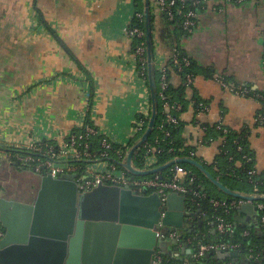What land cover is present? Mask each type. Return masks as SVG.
<instances>
[{"label": "crops", "instance_id": "crops-1", "mask_svg": "<svg viewBox=\"0 0 264 264\" xmlns=\"http://www.w3.org/2000/svg\"><path fill=\"white\" fill-rule=\"evenodd\" d=\"M145 5L143 0H0V138L61 143L81 128L90 89L96 98L94 123L117 145L128 147L138 112L152 101L126 32ZM212 8L207 3L196 31L183 37L161 15H153L154 63L168 66L180 46L197 65L194 92L208 111L198 112L189 101L180 116L185 145L196 149L200 163L212 165L221 147L219 140L198 145L203 127L222 123L249 130L257 172L264 173V126L256 124L263 109L258 96L264 94V0L227 6L223 13ZM219 76L252 94L225 90ZM182 83L178 75L171 80L174 89ZM251 217L254 225L256 216ZM192 225L190 220L189 229ZM176 248L172 255L178 256L182 249Z\"/></svg>", "mask_w": 264, "mask_h": 264}, {"label": "built area", "instance_id": "built-area-1", "mask_svg": "<svg viewBox=\"0 0 264 264\" xmlns=\"http://www.w3.org/2000/svg\"><path fill=\"white\" fill-rule=\"evenodd\" d=\"M146 2V0H143ZM248 0H150V11L152 16L155 14L161 15L167 23L172 24L174 28L184 35H192L199 24L200 13L205 10L206 4L213 3L212 10L216 13H223L227 6H240L245 4ZM136 21V22H135ZM146 23V16L144 11H136L131 25L126 29L127 35L134 43L138 41V45L135 48L134 58L137 66V72L140 79L145 83L146 71L149 70L148 65V51H147V32L141 27ZM170 63H174L177 71V75L182 80V85L186 88L185 98L192 104L197 105L194 85L195 77L186 70L190 66V59L187 57L181 58V54L177 48H174ZM141 65V72L138 71V66ZM181 73H183L181 75ZM161 80V93L160 97L163 101L164 113L166 115V123L178 125L180 118L174 116V112H180L182 105L178 103L171 104L168 97L164 95V91L169 88L171 81L168 80V66L162 67L159 71ZM222 87L238 96L248 97L251 93L249 88L235 85L228 82L223 77L219 76L216 79ZM149 96H151L150 87ZM191 92V93H190ZM189 93V94H188ZM263 102V109L256 115V124L264 126V96H258ZM96 101L95 95L90 89L86 91V116L82 123L81 132L70 134L61 143H53L47 139H31L29 141H6L0 139V168L2 165L16 166L20 170L33 172L40 177L52 176L53 178H61L66 175L74 176V181L78 186L80 192H89L97 188L100 185L117 186L126 188L137 195H144V190L148 189L149 194L157 193L163 205H166L168 195L171 193H177L180 196L186 197V212L189 221L193 223L189 229V234H185L182 230H165L161 229L158 232V237H163L165 241H176L171 247L176 251V247L180 246L182 253L177 255L165 254L162 250H157L153 264H197L203 261L206 257H218L219 253H233L238 252L240 256V250L242 243L239 240L225 242H210L205 243L200 234L195 233L194 229L198 226L195 224V220H208L207 213L198 210L201 207V200L207 198V194L204 190L195 191L193 188L184 184V181L188 176H192L191 184L196 180L194 175L185 170L181 164H175L171 170V176H163L162 170L149 176H135L131 174L125 167L127 157L131 148L119 146L116 144L114 138L108 134H103L93 120L94 103ZM152 101L147 109H140L136 120L133 123L134 136L139 137V140L134 146L141 140L144 133L147 131L151 115H152ZM198 110V109H197ZM208 111V105L204 103L199 104L198 112L205 113ZM218 129H222L224 133L228 130L224 129L222 123L217 124ZM204 132L206 129L203 127ZM220 146H223L224 139H220ZM215 142V141H213ZM211 142L210 145L213 143ZM157 143H145L147 151L142 156L143 168L139 169L135 166V160L139 157L138 149L133 157L132 165L140 172H149L169 164H159L158 155L161 151L157 148ZM200 146H207L204 139L199 141ZM241 150V148H239ZM221 152V147H220ZM190 159L196 158V149H193L189 153ZM141 158V156H140ZM248 162L252 161V158L244 157ZM179 158H174L173 161ZM202 164V163H201ZM257 173L256 167H254L249 175L253 176ZM4 182L0 180V197L3 192ZM245 196L243 199H238L227 203L226 201H219L210 199V204L214 209L223 208L224 215L214 216L213 219L207 222L208 226L212 227L213 232L221 235L236 236L238 233V225L246 226L231 220V213L233 209L238 210L240 207L249 204L257 208L256 211V223L247 227H263L264 228V204L260 202L264 198V194H261L256 187L251 194H242ZM190 196V201H188ZM195 214V215H194ZM189 228V227H188ZM182 231V232H181ZM5 236V229L0 222V240ZM242 238H250V229L241 232ZM175 247V249H174ZM187 252L189 255H183ZM214 253L213 255H211ZM249 259H254V250L249 249ZM177 256V257H175ZM175 259L177 262L170 263L169 259ZM239 258V257H238ZM237 258V259H238ZM220 259V258H219ZM231 260H237L235 258H228ZM222 260V259H220ZM227 260V259H225ZM238 262L236 261L235 264ZM225 264H232L225 263Z\"/></svg>", "mask_w": 264, "mask_h": 264}, {"label": "water", "instance_id": "water-1", "mask_svg": "<svg viewBox=\"0 0 264 264\" xmlns=\"http://www.w3.org/2000/svg\"><path fill=\"white\" fill-rule=\"evenodd\" d=\"M147 51L152 115L147 131L128 154L125 167L135 176H149L175 164H190L203 172L224 194L243 199L216 180L196 160L178 159L162 168L140 172L133 157L154 132L156 119V81L150 0H146ZM16 166L2 165L0 180L4 182L0 197V222L5 236L0 240V264H153L157 250L171 254L172 244L158 237L161 229L190 232L186 197L168 195L164 206L157 193L137 195L129 189L100 185L89 192H80L74 176L36 178L38 191L31 202L15 201L8 196L7 176ZM30 175V174H26ZM30 179V178H28ZM264 200V198L262 199ZM257 208L246 204L233 216L237 223L252 226ZM245 214L246 218L240 215ZM212 253L211 255H213ZM239 257L238 252L219 253L225 260Z\"/></svg>", "mask_w": 264, "mask_h": 264}, {"label": "trees", "instance_id": "trees-1", "mask_svg": "<svg viewBox=\"0 0 264 264\" xmlns=\"http://www.w3.org/2000/svg\"><path fill=\"white\" fill-rule=\"evenodd\" d=\"M152 17V24L151 28L154 30V19ZM136 22V21H135ZM171 26L174 28V26L171 24ZM142 28H144L147 32V24L144 23L141 25ZM175 29V28H174ZM175 31H177L175 29ZM177 34V33H176ZM177 35L180 36H188L184 35L182 33H179ZM60 40V39H58ZM62 42V41H61ZM138 45V41H135L133 43V51L135 52V48ZM178 51L181 54V58L187 57L190 59L187 54L185 53L184 49H182L180 46H176ZM138 71L141 72V65L138 66ZM156 65L154 63V70H155V81H156V92H157V100H156V119H155V128L154 132L151 135V137L148 140V143H157V148L161 153L158 155L159 164H167L174 160V158L179 159H190V151L193 150V148H188L185 144L186 141L183 138L184 133V124L181 121V114H183L188 106L190 105V102L185 98V92L186 88L184 85H182L178 89H174L171 85L167 90L164 91V95L169 98L171 104L178 103L182 105V110L180 112H174V116L177 118H180L178 125L168 124L166 123V115L164 113L163 108V101L160 97L161 93V80H160V74L158 69H156ZM197 65L193 62V60L190 59V66L186 69L189 73H191L195 79L198 75L197 71ZM177 73L180 75V73L177 71V68L174 63H170L168 65V80L171 81L174 77V75H177ZM183 73H181L182 75ZM207 74V73H205ZM204 74V75H205ZM146 86L149 88V70L146 71ZM184 75V74H183ZM207 76V75H206ZM225 80L230 82V80L224 76ZM250 90V89H249ZM250 93L252 94V91L250 90ZM250 96V95H249ZM264 96V94H263ZM197 105L195 106L196 109L199 110V104L204 103L206 105L207 102H204L195 94ZM204 128L205 136H204V142H206L207 145H210L213 141H218L220 139H224L223 146H221V152L216 157L215 162L212 165H207L205 163H202L206 169L210 172V174L218 180L220 183H222L225 187L231 189L232 191L240 194H251L253 190L257 187L259 192L261 194H264V173H256L253 176L249 175V172L256 167V160L254 152L251 148L250 144V134L249 130H243L241 132L232 130L227 127H223L224 129H227L228 132L224 133V131L221 129H218V125L210 126L205 125ZM81 132L80 130H77L75 133ZM137 139H134L133 142L128 146V148H132L134 144L137 142ZM241 148V150H239ZM147 151V147L144 145L140 152L139 157L137 160H135V166L139 169L143 168V162L141 161L142 156L145 155V152ZM141 156V158H140ZM244 157H250L252 158V161L248 162L247 159ZM190 160H198L197 158L190 159ZM199 162H202L201 160H198ZM181 166L190 172L191 175H194L196 180L191 184V178L192 176H188L187 179L184 181V184L189 186L190 188H193L195 191L198 190H204V192L207 194V198L201 200V207L198 208V210L194 211H204L207 213L208 220H195V224L198 226L194 229L193 235L198 232L200 236H204L203 241L205 243L210 242H219V241H235L239 240L240 243H242V248L240 250V256L237 260H220L218 257H210L205 258L203 261L197 264H225V263H231L235 264L237 261V264H264V228L263 227H257L258 225H255L254 227H247V226H241L238 225V233L236 236L231 235H221L219 233H215L212 230L211 226L207 225V222L213 219L214 216H220L224 215V209H214L212 205L210 204V199H215L219 201H226L227 203H231L232 201L238 200L239 198H234L231 196H227L224 194L218 187H216L206 175L201 172L199 169H197L195 166L190 164H181ZM171 170L172 167H169L167 169L162 170V177L163 176H171ZM190 196H188V201H190ZM261 203L264 204V200H260ZM238 210L233 209L231 220H233L234 214ZM195 215V214H194ZM262 215L264 216V211L262 212ZM250 229L251 231V237L250 238H242L240 236L241 232L244 230ZM182 232V231H181ZM185 234H189L188 232H184ZM252 248L254 250V259H249V249ZM166 259L170 260V263L177 262L175 259H170V257H167Z\"/></svg>", "mask_w": 264, "mask_h": 264}, {"label": "rangeland", "instance_id": "rangeland-1", "mask_svg": "<svg viewBox=\"0 0 264 264\" xmlns=\"http://www.w3.org/2000/svg\"><path fill=\"white\" fill-rule=\"evenodd\" d=\"M143 7V3H141L140 8ZM142 9V8H141ZM158 69V71H160L161 68H156ZM137 136H134V139H136ZM1 139V138H0ZM139 140V137L137 139V141ZM26 174H30V175H26ZM40 178L39 175L30 172V171H24L23 173H20V171L18 170H13L11 171V175L7 176V182L10 184V189L9 190H13L18 186H23V189H29V187L34 186V190L38 191V183L36 178ZM30 178V179H28Z\"/></svg>", "mask_w": 264, "mask_h": 264}, {"label": "flooded vegetation", "instance_id": "flooded-vegetation-1", "mask_svg": "<svg viewBox=\"0 0 264 264\" xmlns=\"http://www.w3.org/2000/svg\"><path fill=\"white\" fill-rule=\"evenodd\" d=\"M34 186L29 189H23V186H18L13 190H8V196L15 201H24L31 203L36 198L37 191Z\"/></svg>", "mask_w": 264, "mask_h": 264}]
</instances>
